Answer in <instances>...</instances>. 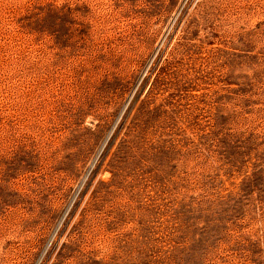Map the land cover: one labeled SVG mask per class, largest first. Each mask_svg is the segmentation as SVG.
I'll use <instances>...</instances> for the list:
<instances>
[{
	"label": "rangeland",
	"instance_id": "rangeland-1",
	"mask_svg": "<svg viewBox=\"0 0 264 264\" xmlns=\"http://www.w3.org/2000/svg\"><path fill=\"white\" fill-rule=\"evenodd\" d=\"M0 264H264V0H0Z\"/></svg>",
	"mask_w": 264,
	"mask_h": 264
}]
</instances>
